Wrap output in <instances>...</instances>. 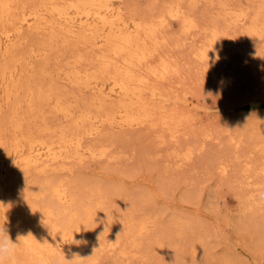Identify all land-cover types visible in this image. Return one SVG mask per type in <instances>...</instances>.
<instances>
[{
  "label": "rangeland",
  "instance_id": "1",
  "mask_svg": "<svg viewBox=\"0 0 264 264\" xmlns=\"http://www.w3.org/2000/svg\"><path fill=\"white\" fill-rule=\"evenodd\" d=\"M127 1L137 13L147 12L148 0ZM212 12L204 1L193 9L201 17V25ZM163 34L170 38V45L160 55L171 64L173 61L179 71L151 85L168 93L169 102L165 105L181 116L183 125L179 131L170 138L169 133L148 126L122 129L107 126L95 137H85L82 145L105 149L111 158H72L45 170L11 168L9 200L0 212V226L6 225L13 242L18 235L24 238L15 257L4 264H36L25 239L32 235L29 234L32 225L57 222L56 215L51 214L53 208L50 207L48 217L42 213L45 207L52 206L43 186L56 183L76 191L81 218L85 207L95 206L98 200L97 196L88 198L91 192L98 190L102 196L103 204L95 209L92 221L83 229L85 235L79 239L87 241L78 244L81 258L87 259L78 260L77 264H173L175 255L177 264H186L188 260L190 264H264V200L260 198L264 192V140L258 137L261 135L258 131L264 130V53L261 62L254 65L252 56L242 59L229 52L227 46H218L215 52L221 62L211 65L214 76L207 71L208 64L198 63L191 55L194 41L197 44L203 41L202 34H195L184 46L175 45L180 27L174 20ZM42 36L23 29L20 43L17 41L8 51H0V68L11 66L12 56H25L24 63H30L27 69L18 65L12 79L8 73L4 80L0 76L3 84L0 89L8 83L18 88L22 83L17 94L9 99L2 93L0 96V161L4 165L8 154H14L17 143L26 150L36 139L34 145L56 140L55 128L70 132L74 127L72 119L83 110L89 111L92 92L78 90L57 72V67L66 62L72 44L59 45L53 52L60 54V62H54V55L49 56L46 83L39 84L42 91L61 92V101L65 99L61 104L70 108L66 107L68 116L53 109V96L43 105L34 100V110L29 111L30 98L25 92L28 86L23 83L41 79L39 65L43 59L28 50L34 49ZM261 45L262 42L255 49ZM209 92L213 97L219 93L218 98L208 97ZM89 109L92 115L95 109ZM90 124L91 121H85L82 128ZM44 125L49 127L48 131L42 130ZM187 151L192 154L184 160ZM221 166H225V172H221ZM26 213L28 218L24 217ZM111 214L131 215L135 221L144 219L146 229L135 238L134 244L122 237L119 246L110 248L112 235L106 231L100 240L97 237L104 227L100 221ZM175 222L191 227L182 241L175 242L172 235V229L178 227ZM190 231L195 232L194 238ZM195 238L202 245L190 247L189 241ZM174 243L177 247L170 249ZM158 244L165 247V252L157 250ZM181 256L186 259L181 260ZM66 259V253L51 255L48 264H68Z\"/></svg>",
  "mask_w": 264,
  "mask_h": 264
},
{
  "label": "bare ground",
  "instance_id": "2",
  "mask_svg": "<svg viewBox=\"0 0 264 264\" xmlns=\"http://www.w3.org/2000/svg\"><path fill=\"white\" fill-rule=\"evenodd\" d=\"M200 1L210 5L211 12L212 10L215 12V14L212 12L202 25L199 21L201 17L193 13V9ZM18 2L19 0H0V25L3 26L0 51H8L19 40L23 29L43 34L35 48L28 50L34 57L40 56L43 59L39 65L41 79L36 81L30 78L32 80L27 81V77L25 78L27 82L23 83V86H28L25 92L30 98L29 111L34 110V100L43 105L50 96H53V109L62 113L64 117L68 116L69 107H63L61 104L65 100L61 101V92L49 93L39 89V86L46 83L49 56L54 55L53 52L59 45L72 44L66 62L57 67V72L62 73L64 79L78 90L92 92L93 97L88 110L91 112L89 107H93L95 112L91 115L89 111H81L78 117L72 119L74 127L70 132L55 128L56 140L54 137L52 138L54 140L40 141L34 145L36 139L26 150L15 143L14 154H8L7 164L4 165V162L0 161V212L5 210L9 200L11 168L40 167L45 170L52 164L72 158L80 160L86 156L111 158L105 149L97 150L82 145L85 137H95L104 127L122 129L148 126L162 133H169L170 138L176 135L183 125L181 116L166 108L165 103L169 102L168 93L151 85L153 81L161 82L179 71L172 60L171 64L161 56L162 54L160 55V52L170 45V38L163 37V30L173 20L180 27V35L175 45H183L189 39L193 40L197 33L204 36L199 44L198 41H194L196 45L192 44L191 55L198 63L208 64L206 69L210 75H214L211 65L221 62V57L215 52L218 46H227L229 52L238 54L242 59L252 56L254 65L261 62L264 53V0H148L147 12L143 14L137 13L127 0H35L33 3L21 4ZM261 42V47L255 49ZM26 58L20 55L12 56L10 60L12 65L8 67L3 65L0 68L1 79L4 80L6 73L9 74V79H12L17 73L15 68L18 65L21 67L25 65L23 69H27L30 63H24ZM53 60L56 63L60 62V54L54 55ZM12 84L3 86V89H0V96L2 93L9 99L12 94H17L22 83L18 88ZM31 84L37 87L33 89ZM2 85L0 80V88ZM49 91L52 92L51 89ZM85 121H91V124L82 128ZM42 130L48 131L49 127L44 125ZM258 132L261 134L258 137L264 140V130ZM191 154V151H187L183 159H189ZM220 170L225 172V166H221ZM75 192L71 186H64L61 183L43 186V193L48 194L50 197L48 202L52 206L45 207L42 213L47 217L55 214L57 222H43L30 228L32 235L25 240L36 264H48L51 255L61 253H66L68 260L73 259L74 253L81 257L80 245L72 242L79 241L80 237L85 235L83 229L86 223L92 221L95 209L100 207L103 201L98 190L96 193L91 192L88 198L97 196L98 200L96 199L95 206L89 204L85 207L84 217L81 218L78 212V195ZM50 207L53 208L52 213ZM28 216L27 213L24 215L25 218ZM108 218L112 226V229L106 232L107 235H112L108 244L110 248L119 246L122 237L128 239L129 244H134L135 238L146 229L144 219L135 221L136 218L131 215L126 217L123 214H111ZM174 225L178 226L172 229L175 242L183 240L186 232L191 230L190 226L181 222H175ZM118 233L121 234L116 241ZM192 237L194 238V235ZM58 244L60 248L57 247ZM200 244L198 238L189 241L190 247ZM175 247H177L175 243L171 244L170 249ZM157 250L165 252V247L158 244ZM183 259L186 258L181 256V260ZM188 261L186 264H190Z\"/></svg>",
  "mask_w": 264,
  "mask_h": 264
},
{
  "label": "clouds",
  "instance_id": "3",
  "mask_svg": "<svg viewBox=\"0 0 264 264\" xmlns=\"http://www.w3.org/2000/svg\"><path fill=\"white\" fill-rule=\"evenodd\" d=\"M257 55H258V53H257ZM207 95H208V97H210L212 99H217L219 96V93H217L216 97H213V94L211 92H209ZM260 198L262 200H264V192L260 193ZM95 224L97 225V223H95ZM100 224H103L104 227H103V231L98 234V237H97L98 240H100V237L106 231H109V229H110L108 216H107L106 220H101ZM29 234H31V233H29ZM120 234L121 233L117 234L116 241L119 240ZM22 238H24V237L18 235L16 242H13V240L11 239V237L9 235V232H8L6 225L0 226V264H4V262L6 260H11L15 257L17 249L20 245V241ZM62 240H63V238H62ZM63 243H65L64 240H63ZM72 243L81 244V243H87V241H75L74 240ZM57 247L60 248V245L58 244ZM95 251H96V249H93L94 253H95ZM85 259H87V258H81L78 254L74 253L72 260H67V259L66 260L68 261V264H77L78 260H85ZM173 264H177L176 255H175V260L173 261Z\"/></svg>",
  "mask_w": 264,
  "mask_h": 264
}]
</instances>
